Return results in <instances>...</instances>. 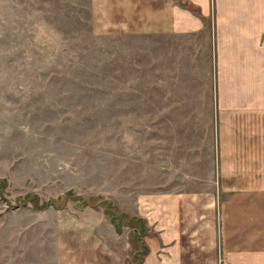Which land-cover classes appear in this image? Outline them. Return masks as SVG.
<instances>
[{"label": "rangeland", "instance_id": "374dc122", "mask_svg": "<svg viewBox=\"0 0 264 264\" xmlns=\"http://www.w3.org/2000/svg\"><path fill=\"white\" fill-rule=\"evenodd\" d=\"M91 6L0 0V264H137L121 215L145 197L264 187V153L229 130L209 29L113 35Z\"/></svg>", "mask_w": 264, "mask_h": 264}, {"label": "crops", "instance_id": "0c3cea01", "mask_svg": "<svg viewBox=\"0 0 264 264\" xmlns=\"http://www.w3.org/2000/svg\"><path fill=\"white\" fill-rule=\"evenodd\" d=\"M90 3L94 18L107 21L113 35L182 37L208 28L225 88L222 99L230 101L225 108L229 130L241 153L250 156L253 147L264 153V137L253 134L262 129L248 119L258 110L253 88L264 84V0ZM245 177L252 179L249 173ZM139 211L136 216L147 229L142 238L147 253L139 264H264V187L155 194L142 200ZM112 260L122 262L120 256Z\"/></svg>", "mask_w": 264, "mask_h": 264}, {"label": "trees", "instance_id": "16d2710c", "mask_svg": "<svg viewBox=\"0 0 264 264\" xmlns=\"http://www.w3.org/2000/svg\"><path fill=\"white\" fill-rule=\"evenodd\" d=\"M81 201V204H80V201L76 204L78 206V208H83L84 206H87L89 205V199H78ZM44 208H37L36 210H43ZM110 209L107 208V210L105 211H108ZM110 212L112 213V216L110 218V221H111V224L113 225L114 227V230L117 234H121V231H122V227H121V224H120V216L117 215L114 211V214L112 212V210H110ZM124 220H125V223L126 225H129V224H132V223H137L139 225V228H138V231H137V234L135 233L133 235V238L135 241L139 242L141 244V247L140 249L135 253V258L137 260V264L141 263L142 261V257L143 255H145L147 253V248L146 246L144 245V243L142 242V238L146 235L147 233V229L144 225V220L139 218V217H126L125 215H121Z\"/></svg>", "mask_w": 264, "mask_h": 264}]
</instances>
